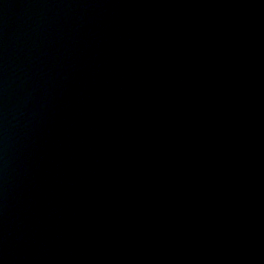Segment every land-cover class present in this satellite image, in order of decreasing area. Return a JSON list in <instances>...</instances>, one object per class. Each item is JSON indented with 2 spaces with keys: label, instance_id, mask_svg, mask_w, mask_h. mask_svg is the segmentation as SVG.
I'll list each match as a JSON object with an SVG mask.
<instances>
[{
  "label": "water",
  "instance_id": "95a60500",
  "mask_svg": "<svg viewBox=\"0 0 264 264\" xmlns=\"http://www.w3.org/2000/svg\"><path fill=\"white\" fill-rule=\"evenodd\" d=\"M0 264H264V0H0Z\"/></svg>",
  "mask_w": 264,
  "mask_h": 264
}]
</instances>
